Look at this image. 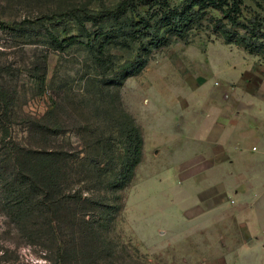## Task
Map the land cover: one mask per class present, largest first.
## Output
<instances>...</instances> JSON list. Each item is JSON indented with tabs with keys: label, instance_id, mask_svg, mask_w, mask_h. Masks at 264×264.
Segmentation results:
<instances>
[{
	"label": "rangeland",
	"instance_id": "rangeland-1",
	"mask_svg": "<svg viewBox=\"0 0 264 264\" xmlns=\"http://www.w3.org/2000/svg\"><path fill=\"white\" fill-rule=\"evenodd\" d=\"M120 1L0 0V22L10 25L0 27V85L14 92L7 139L60 150L62 161L73 169L72 192L82 187L83 195L91 193L98 200L90 209L104 222L100 229L115 264H235L225 258L230 247L206 246L201 232L184 223V216L195 212L182 214L181 209L197 200L196 185L183 183L186 188L179 194L177 176L188 170L175 171L154 158L152 145L144 158L141 149L130 179L115 185L125 162L121 114L139 129L138 119L143 122L147 148L159 134V119L168 116L161 96L170 83L197 77L204 84L196 94L220 100L227 81L240 78L252 63L264 74V0H140L134 9L99 21H86L71 11H98ZM172 9L185 13L177 25L161 22L157 41L127 29L132 11L159 20ZM23 20L29 22L11 26ZM96 32L108 38L102 53L85 44ZM50 34L59 40L75 36L80 43L60 49ZM137 55L148 62L119 84L115 74ZM43 57L45 79L39 86ZM51 99L57 103L58 124L49 116V130L59 134L44 130L40 135L34 130L36 120L49 110ZM5 147H0V175L11 177V166L3 160ZM15 192L16 187L0 186V264H54L62 234L49 227V222L56 223L48 215H34L33 202L24 212Z\"/></svg>",
	"mask_w": 264,
	"mask_h": 264
},
{
	"label": "crops",
	"instance_id": "crops-1",
	"mask_svg": "<svg viewBox=\"0 0 264 264\" xmlns=\"http://www.w3.org/2000/svg\"><path fill=\"white\" fill-rule=\"evenodd\" d=\"M198 79L186 77L162 90L169 113L159 119V134L147 148L138 119L142 157L152 145L154 158L175 171L188 170L177 176L179 194L183 183H195L198 198L181 212L195 211L184 223L201 232L206 246L230 247L225 258L235 264H264V74L252 63L240 78L227 81L220 100L196 94L204 84Z\"/></svg>",
	"mask_w": 264,
	"mask_h": 264
},
{
	"label": "trees",
	"instance_id": "trees-1",
	"mask_svg": "<svg viewBox=\"0 0 264 264\" xmlns=\"http://www.w3.org/2000/svg\"><path fill=\"white\" fill-rule=\"evenodd\" d=\"M140 0H121L112 8H102L98 11H88L82 8L72 9L76 11L81 18L86 21H99L105 17H114L126 11V9H134L133 3ZM191 8V7H189ZM67 11V12H71ZM185 13L184 10L179 11L172 9L168 11L163 19L156 20L154 16H141L136 11H132L133 18L130 20L127 29L129 32L146 34L158 40L160 24L165 21L167 23H174L177 25ZM43 17H48L43 15ZM29 22L23 20L21 22H13L11 26H24ZM10 25L0 22V27L5 28ZM158 35V36H157ZM56 47L66 49L74 44L80 43L77 37L68 36L59 40L54 35L50 34ZM108 38L102 32H96L93 38L85 43L90 48H96L99 53L104 51V47ZM97 43V44H96ZM148 62V57L137 55L134 61L128 67L119 69L115 79L118 83L124 79L125 76L135 74L142 69ZM41 73L38 75L36 81L39 86L43 85L45 79L46 57H43ZM4 68L0 67V73ZM14 101V92L0 85V147L6 146L5 160L12 169V176L0 175V186H5L8 190H15L14 199L26 212L28 205L33 202L35 206V216H49L53 219L56 225L49 222V227H57L59 234H62V241L56 247L57 259L54 264H115L111 251L108 250L105 242V235L101 232L100 226L103 221L99 223L96 216L91 211L90 206L98 200H94L91 193L83 195L82 187L74 189L72 192V167L66 165L61 159V152L56 147L44 148L27 147L25 144L21 145L14 139H7L9 136L11 124V107ZM57 103L51 99L49 110L45 115L36 120V127L34 130L38 131L40 135L44 134H59L56 131L49 130L50 119L58 124L55 110ZM125 119V129H121L125 137L124 149V166L119 168L116 173L115 185L120 186L122 182H127L132 173L135 164L139 161L142 149V135L137 125L133 122L131 117L127 114H121ZM45 122V123H44ZM54 124V123H53ZM48 134V135H49ZM0 174H4L0 172ZM119 182V183H118ZM3 183V184H2ZM113 185V186H115ZM87 189V187H86ZM63 198V199H62ZM74 206L72 220H70V207ZM87 216V217H86ZM99 223L98 225H96ZM66 224L69 229H66ZM69 238V239H68Z\"/></svg>",
	"mask_w": 264,
	"mask_h": 264
},
{
	"label": "built area",
	"instance_id": "built-area-1",
	"mask_svg": "<svg viewBox=\"0 0 264 264\" xmlns=\"http://www.w3.org/2000/svg\"><path fill=\"white\" fill-rule=\"evenodd\" d=\"M263 69H264V67H263ZM232 201V200H231Z\"/></svg>",
	"mask_w": 264,
	"mask_h": 264
}]
</instances>
